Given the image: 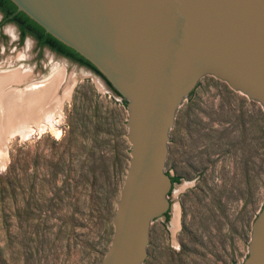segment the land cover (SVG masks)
Returning <instances> with one entry per match:
<instances>
[{
	"label": "rangeland",
	"instance_id": "374dc122",
	"mask_svg": "<svg viewBox=\"0 0 264 264\" xmlns=\"http://www.w3.org/2000/svg\"><path fill=\"white\" fill-rule=\"evenodd\" d=\"M16 72L1 93L50 90L26 121L0 118V264H100L130 158L127 107L100 76L6 23L0 77ZM164 171L187 184L152 221L143 264H240L264 196L262 107L206 78L177 110Z\"/></svg>",
	"mask_w": 264,
	"mask_h": 264
},
{
	"label": "water",
	"instance_id": "95a60500",
	"mask_svg": "<svg viewBox=\"0 0 264 264\" xmlns=\"http://www.w3.org/2000/svg\"><path fill=\"white\" fill-rule=\"evenodd\" d=\"M3 1L125 101L130 158L100 264H143L152 221L187 184L164 171L183 101L218 78L264 111V0ZM240 264H264V196Z\"/></svg>",
	"mask_w": 264,
	"mask_h": 264
},
{
	"label": "bare ground",
	"instance_id": "6f19581e",
	"mask_svg": "<svg viewBox=\"0 0 264 264\" xmlns=\"http://www.w3.org/2000/svg\"><path fill=\"white\" fill-rule=\"evenodd\" d=\"M7 76H9V75H7ZM8 79H11L13 81H17V80L21 81V76L17 72L13 75V77L10 76V77L7 78V77H4V76L3 77L1 76L0 77V87L3 85L5 80L7 81ZM9 83H10V81H9ZM47 85H48V83H47ZM41 86H42L41 84L40 85L39 84H36V85L32 84L27 89H26L27 86L25 87L26 91H21L20 90L21 92H18L17 91L18 89L15 88L12 91L10 89H9L10 91L7 90V93H5L6 91L4 93L0 92V118L1 119H9V120H11V119H14V117L19 115L18 118L21 117V119L23 118L22 121H26L29 117L34 115L36 111L40 112V107L42 106L44 98H45L43 94L46 95L49 92V90H50V89H46L44 91L35 92L36 89L41 88ZM52 99L53 98L51 97L50 100H52ZM52 102H53V100H52ZM43 112H44L43 114H46V115H44L45 118L43 120L48 121L50 123L51 119H50V115L48 114L49 111L45 110Z\"/></svg>",
	"mask_w": 264,
	"mask_h": 264
},
{
	"label": "trees",
	"instance_id": "16d2710c",
	"mask_svg": "<svg viewBox=\"0 0 264 264\" xmlns=\"http://www.w3.org/2000/svg\"><path fill=\"white\" fill-rule=\"evenodd\" d=\"M0 13L2 14V20L0 22V26L6 23L15 24L20 32L21 40H23L26 36H30L34 38L39 47H46L52 52L59 54L67 59H70L73 62L82 65L89 70H91L94 74L100 76L103 80H105L101 74L87 66L85 63L65 51L58 44H56L53 40H51L48 36H46L43 32H41L38 28H36L33 24H31L28 20H26L23 16H21L18 12H16L13 8H11L8 4H6L3 0H0ZM106 82V81H105ZM108 87L112 90L113 94L120 97L118 93L114 89L110 87V85L106 82ZM193 94V92L191 93ZM190 94V96H191ZM122 104L126 105L125 101L122 100ZM172 179H178V177H172ZM179 180V179H178ZM167 216V214H165Z\"/></svg>",
	"mask_w": 264,
	"mask_h": 264
},
{
	"label": "flooded vegetation",
	"instance_id": "af4514ba",
	"mask_svg": "<svg viewBox=\"0 0 264 264\" xmlns=\"http://www.w3.org/2000/svg\"><path fill=\"white\" fill-rule=\"evenodd\" d=\"M78 64V63H77ZM80 66H82V65H80ZM84 67V66H83Z\"/></svg>",
	"mask_w": 264,
	"mask_h": 264
}]
</instances>
